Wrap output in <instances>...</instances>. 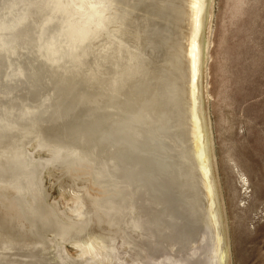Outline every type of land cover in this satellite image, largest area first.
Here are the masks:
<instances>
[{"label": "rangeland", "instance_id": "374dc122", "mask_svg": "<svg viewBox=\"0 0 264 264\" xmlns=\"http://www.w3.org/2000/svg\"><path fill=\"white\" fill-rule=\"evenodd\" d=\"M204 1L198 112L224 260L264 264V0ZM193 22L191 0H0V237L36 243L41 264H209Z\"/></svg>", "mask_w": 264, "mask_h": 264}, {"label": "bare ground", "instance_id": "6f19581e", "mask_svg": "<svg viewBox=\"0 0 264 264\" xmlns=\"http://www.w3.org/2000/svg\"><path fill=\"white\" fill-rule=\"evenodd\" d=\"M204 4H205V1L204 0H191V8L194 9V29H193V34L191 36V40L189 41V48L187 49L186 51V54L188 55V61H187V67L190 69V72H191V85H190V96L192 98V120H191V130H192V134H193V143H194V151L196 152V158H198V172L201 176V178L203 177L204 178V182L202 183L206 189V193H205V200L208 201V212L211 214V216H213V226H214V231L216 232L217 234V237H216V240H215V245H216V248L213 250L212 249V253H213V256H209L207 257V259L209 260V264H214V262L216 264H225V256H226V251L224 249V246L221 245L222 244V232L221 228H219L217 226L218 224V217L216 214H219V211L218 213L216 212V201H215V192H214V186H213V179H212V174H211V167H210V163H209V160L210 158L208 157V153L206 152V146H205V142L203 141V127H202V121H201V116L198 111H199V106H198V103H199V98H198V95L197 94V83H196V80L198 78V75H199V72L201 70V66H202V54H201V44H200V41H199V31H200V28L201 26L203 25V23L201 24V16H202V13H203V8H204ZM205 14V13H204ZM160 32V31H159ZM204 34V33H203ZM179 51V50H178ZM175 55V54H174ZM181 61V60H180ZM177 62L179 64H182L181 62H179L177 60ZM174 63V62H173ZM172 63V64H173ZM174 67V66H172ZM182 67V66H181ZM180 67V68H181ZM92 75V74H91ZM107 77V76H106ZM201 79V78H200ZM95 80V79H94ZM200 83V82H199ZM201 84V83H200ZM201 86V85H200ZM148 87V86H147ZM104 88V87H103ZM200 91V90H199ZM124 92V91H123ZM126 92V91H125ZM123 94V93H121ZM118 95V94H117ZM125 96V95H124ZM201 96V94L199 95V97ZM118 97V96H117ZM105 98V97H104ZM121 98V96H120ZM101 99V98H99ZM101 101V100H100ZM112 101V100H111ZM123 102V100H122ZM146 102V101H145ZM144 102V105L146 104ZM201 103V102H200ZM110 104V103H109ZM148 104V102H147ZM155 105V104H154ZM99 106V105H98ZM102 106V105H100ZM106 106V105H105ZM111 106V104H110ZM146 106V105H145ZM202 106V105H201ZM144 108V107H143ZM147 108V106L145 107V109ZM107 109H108V106H107ZM149 109V108H147ZM151 110V109H149ZM200 110H201V107H200ZM149 112V111H148ZM107 114V113H106ZM169 128V127H168ZM205 129V128H204ZM191 134V135H192ZM162 136V135H161ZM182 136V135H181ZM184 138V137H183ZM205 140V139H204ZM184 144V143H183ZM178 145V144H177ZM179 147V146H178ZM183 152V151H182ZM195 154V153H194ZM183 155V154H182ZM186 158V157H185ZM188 160V159H187ZM188 162V161H187ZM192 162V161H191ZM186 165V164H185ZM188 166V165H187ZM186 167V166H185ZM191 168V167H189ZM188 168V169H189ZM186 169V168H185ZM187 169V170H188ZM201 172V173H200ZM192 178L191 177V181H192ZM179 180V179H178ZM190 182V181H189ZM194 188V187H193ZM190 192H193V189L190 191ZM194 194V193H193ZM204 197V196H203ZM204 200V201H205ZM179 202V201H178ZM206 204V201L205 203ZM219 209V208H218ZM206 210V209H205ZM183 214V213H182ZM187 216V215H186ZM179 218V216H177ZM185 217V215H184ZM182 218V217H181ZM30 243V242H29ZM26 242V240H17V239H12V238H8V237H0V253L2 255H7L5 256V260L8 259L11 264H41L42 261H39V259H37V251H36V243L35 245H31ZM137 244V243H136ZM128 245V244H127ZM142 245V244H141ZM202 245V244H200ZM134 247V245L132 246ZM150 247V246H148ZM200 247V246H199ZM99 247H97V245L95 243H90L88 244L87 246L85 247H81L80 249L81 252H80V257H83L82 255H85V254H91V253H94V251H97ZM140 249V248H139ZM197 250L199 248H196ZM38 250V249H37ZM103 249H101L100 251H102ZM114 250V249H113ZM112 250V251H113ZM135 250V248H134ZM119 251V250H118ZM211 251V250H210ZM42 252V251H41ZM121 252V251H119ZM126 252V251H125ZM124 252V253H125ZM132 252V251H131ZM143 252L145 253H151L150 251V248H147L145 251L143 249ZM11 253H15L17 255L15 256H12ZM40 253V252H39ZM38 253V254H39ZM49 253V252H48ZM118 253V252H117ZM123 253V254H124ZM128 253V251L126 252ZM194 253V252H193ZM211 253V252H210ZM122 254V253H121ZM129 254V253H128ZM197 254V253H195ZM209 254V253H208ZM41 255V253L39 254ZM38 255V256H39ZM191 254H189L190 256ZM193 255V254H192ZM55 256V255H54ZM195 256V255H194ZM48 257V256H46ZM52 257V256H51ZM50 257V258H51ZM192 257V256H191ZM48 257V259H50ZM62 263V260L64 258V260H67V263H63V264H73V262H77L75 261L70 255H64L63 258L61 257V255L58 257ZM145 258V256H144ZM185 258V257H184ZM14 259L16 261H14ZM45 259V258H43ZM55 259V258H54ZM132 259V258H131ZM85 260H88V262H92V259H84ZM136 260V259H135ZM19 263H18V262ZM44 261V260H43ZM52 261V260H51ZM81 261V260H80ZM147 261V259H146ZM45 262H47L45 260ZM50 262V261H49ZM48 262V263H49ZM79 262V261H78ZM87 262V261H86ZM212 262V263H210ZM74 263V264H75ZM53 264V263H52ZM59 264V263H57ZM78 264V263H77ZM208 264V263H207Z\"/></svg>", "mask_w": 264, "mask_h": 264}]
</instances>
